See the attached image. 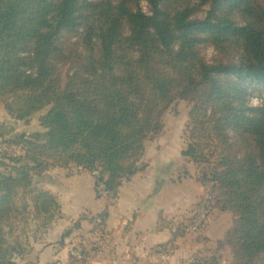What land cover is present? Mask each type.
I'll return each mask as SVG.
<instances>
[{
	"label": "trees",
	"instance_id": "16d2710c",
	"mask_svg": "<svg viewBox=\"0 0 264 264\" xmlns=\"http://www.w3.org/2000/svg\"><path fill=\"white\" fill-rule=\"evenodd\" d=\"M176 99L190 102L181 155L208 168L209 213L234 216L229 264H264V0H0V106L17 122L48 108L43 132L0 123L23 151L0 156V264H16L4 227L60 214L34 176L87 171L115 200ZM107 217L93 219L102 237Z\"/></svg>",
	"mask_w": 264,
	"mask_h": 264
},
{
	"label": "crops",
	"instance_id": "0c3cea01",
	"mask_svg": "<svg viewBox=\"0 0 264 264\" xmlns=\"http://www.w3.org/2000/svg\"><path fill=\"white\" fill-rule=\"evenodd\" d=\"M181 134L174 130L172 133L164 130L155 140L145 142V153L138 163L139 166L144 165V168L119 187L115 200L96 198L94 177L87 171L74 168H55L48 171L45 177L46 188L57 197L60 216L63 218L59 217L58 223L53 221L49 224L46 234L39 230L38 222L33 221L35 231L33 229L27 232L29 234H24L14 262L221 264V260L215 258L212 262L191 261L194 259L191 258L192 254H197L201 246L198 244L197 235L186 232L178 239L173 238L174 232L181 228V219L197 199V190L186 187L177 177L178 166L184 164L189 170L194 169L193 164L181 155L185 147ZM203 189L200 200L206 195L208 186ZM105 210L108 217L104 230L109 234L98 239V252H91V257L84 250L85 241L82 236L85 234L82 232L87 231L85 228L94 226L95 222H100L99 219L92 223L89 220ZM215 213L220 215L217 211ZM79 218L82 219L81 224L76 229H71V221L75 220L74 223ZM65 230L69 234L62 237ZM202 235L212 237L209 233ZM103 239L108 240L105 246L101 244ZM218 243L219 249L221 244ZM78 251L80 255L73 256Z\"/></svg>",
	"mask_w": 264,
	"mask_h": 264
},
{
	"label": "rangeland",
	"instance_id": "374dc122",
	"mask_svg": "<svg viewBox=\"0 0 264 264\" xmlns=\"http://www.w3.org/2000/svg\"><path fill=\"white\" fill-rule=\"evenodd\" d=\"M139 8L145 13L148 12V5L144 1L140 3ZM202 55H203V58L208 63H212L215 57L218 56L216 55L215 51L211 47H205V48L203 47ZM67 70H68V67H66L62 72V85H64L65 83V73ZM260 103H261V100H259L256 97H253L249 102V106L256 107V106H259ZM189 109H190L189 101L176 99L171 104V106L168 108V110L165 111L162 117V122H163L162 133L164 132V130L167 133L169 132L172 133L173 130L177 133L181 132L183 143L185 144L184 149L186 148V140H187L186 137L184 136V130H185V125L188 120ZM47 110L48 108L43 109L41 112L29 118L28 121H25V122L18 121L17 122V121L11 120L8 117V115H6V113L4 112L3 107L0 106V123L5 124L8 128H12L15 134H21V133L30 134L33 132H41V131L43 132V128H41L40 123H39V117L44 115L47 112ZM156 138L149 140V141H153ZM15 148L16 149H13V148L10 149V147H6L4 142L3 143L0 142V156L4 152L11 154V155L23 153L20 147H15ZM193 166H194V169L189 170L187 165L183 164L181 166H178V169H177V173H178L177 177L180 180V182L185 184L186 187L197 190V195H196L197 199L194 200L195 202L190 206L188 212H186L184 217L181 219L180 227L182 226L185 228L189 226L190 218L193 215L197 204L200 202V198L202 197V191L204 190L203 187L208 186V188L211 190V184H209V181L202 178L203 175L208 174L207 173L208 168L203 167L202 169L201 167H197L196 165H193ZM46 174L47 173H44L40 176H34L32 178L33 184L38 187H42L44 185L43 187L46 188V184H47L46 179H45ZM59 217H62V216H60L59 214L56 217H54L52 221L47 222L45 218H41L37 220L31 216V217H28L24 222H22L20 226L19 225L16 226L12 232H10L8 227H4L3 234L6 240V247L10 250H14L13 255H12L13 259H14L15 254L18 253L17 250H19L18 248L19 242L21 240H24V234H29L27 232H30L31 230L34 229L33 221H37L38 222L37 226L39 227V230L42 231L43 234H46L47 233L46 228L49 226V224H51L53 221H56V223H58ZM233 217L234 216L230 212H224L218 215L217 213H215V211H211V214L206 219L203 227L197 232H191L192 235H197L198 244H201V246L198 249L197 254H194V253L192 254L191 258L193 257L194 259L191 261L196 262L197 260L199 261L206 260V261L212 262V260L214 261L215 259H218V260H221L220 261L221 264H229L231 262L233 247L230 244L231 241L229 239V235L226 237V234L232 226ZM73 221L75 220L71 221L72 224L70 228L76 229V227L79 224H81L80 221H82V219L79 218L74 223ZM89 221L91 223L93 222V220H89ZM84 223L85 222H83V224ZM42 224L44 225L41 227ZM85 229H87V231L82 232L85 234L82 236V239L85 241L84 250L86 254L90 255L91 252H98V249H99L98 239L99 238L101 239L102 236L100 237L99 232L95 231V225L89 226ZM211 229H212V232L210 231ZM33 231H35V229ZM65 232L67 231L65 230L64 233ZM208 233L211 234L212 237H209L207 235L205 236L202 235V234H208ZM231 240L233 241L232 237H231ZM217 241L220 242L221 244V247L219 249H218L219 243ZM77 254L80 255V252L78 251ZM73 256H75V254H73ZM90 256L92 257L93 255L91 254Z\"/></svg>",
	"mask_w": 264,
	"mask_h": 264
},
{
	"label": "built area",
	"instance_id": "2783aa9c",
	"mask_svg": "<svg viewBox=\"0 0 264 264\" xmlns=\"http://www.w3.org/2000/svg\"><path fill=\"white\" fill-rule=\"evenodd\" d=\"M17 146H11L10 149H16ZM211 184V183H209ZM99 193L104 197L106 196V192L99 188ZM213 201V190H212V184H211V190L208 188V191L203 199L200 200V202L197 204L195 211L193 215L190 218L189 226L186 227L187 232H197L200 230L206 219L209 216V212L211 210V205ZM108 243L107 239L101 240V244L105 246ZM79 254H75L76 257H78Z\"/></svg>",
	"mask_w": 264,
	"mask_h": 264
}]
</instances>
